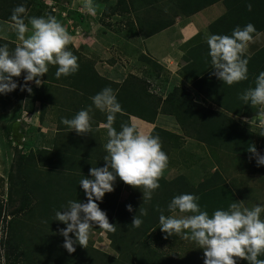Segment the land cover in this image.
<instances>
[{
    "label": "crops",
    "instance_id": "0c3cea01",
    "mask_svg": "<svg viewBox=\"0 0 264 264\" xmlns=\"http://www.w3.org/2000/svg\"><path fill=\"white\" fill-rule=\"evenodd\" d=\"M132 1L135 2V0H124L129 5V11H122V37L116 38L113 33L114 40L119 43L117 46L122 47L124 53H128L131 58L128 60L130 63L120 64L115 60H109L106 63L107 70H104L101 64L98 66L95 64V70L93 67H88L91 75L95 77L90 78L91 83L82 80L78 73L84 64L83 61H78L79 69L72 75H62L57 78L54 74L55 79L52 75V78H48L49 80L46 79V76V78L41 77L42 83L39 86L29 82L32 92L26 91L22 102L13 103L10 107L21 110L16 113L17 115L24 112L22 107L27 108L24 113L32 118L30 122L32 124H28V126L25 125V122L23 123L24 118L17 119V125H20L17 134L21 133L23 136L22 145L29 148V151L31 149L37 152L39 149L43 150V153H53L56 159L42 156L41 163L49 167L59 164L57 154L62 148L71 155L79 154L85 158H92V161L93 158L101 162L104 161L103 157L107 154L104 145L108 139L107 114L93 106L91 131L80 134L78 137L72 135V133H76L74 130L71 131L61 123V118L70 119L80 109L91 105L90 97L104 87L110 86L115 93L121 91L120 87L130 78L129 76L134 75L144 80L143 86L146 92H142L141 102L133 101L130 84L134 83V79L131 78L132 82L129 79V84L117 97L122 112L116 114L113 127L119 130L122 124L132 123L145 133L157 132L158 135V133L160 134L158 129H162L177 135L179 138L173 140L169 146L161 142L162 150L169 158L168 166L162 173L168 181L183 176L193 184H198L194 181L195 178L180 174L179 169H176L178 164H184L190 174L192 166H197L201 172H199L201 177L198 182L218 173L216 181L221 184L224 182L234 192L237 201H240L244 206L249 203L250 205L264 203V165L257 166L254 155L249 151H236L239 148L248 150L250 145H255L257 151L264 154V149L260 145L261 137H264V114L261 111L254 116H246L224 110L212 101L215 92H222V89H216L222 87V81L216 77L203 78L206 75L200 71L212 68L208 56L207 35L212 33L231 35L235 26H243L249 22L258 27L264 22V17H259V12L264 10V0H238V7L243 5L242 2L245 3L244 8L239 11L233 10V3L236 0H149L146 6L142 1L137 0L136 8L132 7ZM249 3L252 5L250 11ZM19 4H24L27 9L25 22L28 23L27 17L34 16V0H0V38L12 41L16 45L21 42L17 33L12 29L13 22L8 19L11 17L13 8ZM53 11H55L54 8ZM59 15L65 18L66 12L61 14L60 11L58 17ZM117 16L122 18L120 14ZM217 22L219 23L216 24ZM128 23L135 25L137 33L126 38L124 34H126L125 28H128ZM259 32L264 33L263 30ZM30 34L31 25L29 24L26 36ZM71 37H73L71 41L73 44H69L67 47L72 52H76L73 54L79 57L77 54L80 55L83 50L86 51L87 47L78 44V34H73ZM112 47L116 49V44L112 43ZM263 48L264 35L256 43L250 44V58L253 59ZM92 50L93 48H91ZM49 66L53 67L54 71H52L55 73L57 66ZM247 67L248 79L239 81V83L252 87L255 81L249 80V78H251L253 70L264 69V56L248 61ZM120 68L123 70H119ZM92 69L98 76L93 74ZM213 85L216 86L212 88ZM126 91L129 95L125 93ZM38 95L39 97H37ZM218 97L222 98V93ZM145 99L153 101V107L148 114H151L152 109L155 110L157 105L159 106L158 115L154 121L143 119L138 114L141 113L139 104H144ZM133 105H137V107ZM163 107L167 108L166 112L162 111ZM212 112L227 114L243 125L247 131L253 134L252 141L246 143L222 138V140L218 139L213 142L211 138L207 139L206 133L210 131L206 126L205 118ZM21 127L29 129V132L24 134L20 130ZM198 134H202L201 137ZM160 141H162L161 138ZM70 156L64 158V161ZM97 160L96 162H98ZM48 162L50 163L48 164ZM196 170L194 168L193 171ZM256 187V193L262 199L261 202L250 200V191L253 193ZM129 190L128 197L134 191L132 188ZM141 194L143 195L142 188ZM155 194H157V189ZM262 218H264V214H262ZM192 243L194 244V241ZM166 244L162 243L163 246ZM167 249L172 251L171 255L185 251L169 247ZM161 251L165 252L166 250L161 247ZM201 252L200 256L202 257L204 255L202 248ZM171 258L174 257L171 256ZM187 258L185 257V260ZM188 259L190 260L189 264H204V261L200 262L196 256Z\"/></svg>",
    "mask_w": 264,
    "mask_h": 264
},
{
    "label": "clouds",
    "instance_id": "9594fccd",
    "mask_svg": "<svg viewBox=\"0 0 264 264\" xmlns=\"http://www.w3.org/2000/svg\"><path fill=\"white\" fill-rule=\"evenodd\" d=\"M89 13L95 8L85 5ZM252 5L248 4L249 11ZM24 4L13 8L11 14L12 29L17 33L20 44L9 50L6 43H0V94H8L18 87L32 92L33 82L42 83L41 77L49 71V65H55V76L60 78L78 71V57L67 47L72 41L62 22L56 16L27 17ZM31 25V34L26 36ZM264 35L254 24L247 23L233 28L231 35L208 34V56L213 75L227 85H233L248 79V61L251 53L249 46ZM23 73V83L15 77ZM245 103L260 106L264 114V71L255 78V86L245 89L239 97ZM92 104L80 109L72 118L62 117L61 123L77 134L91 131L92 108L107 114V142L104 145L105 164L91 167L89 174L83 176L79 185L84 191L86 201L69 200L62 210L55 212V220L65 227L59 229L64 237L63 247L72 253L74 245L86 247L90 229L94 226L114 231L115 225L109 222L107 214L99 207L105 193L114 191L119 177L124 183L133 187H142L143 200L151 199L152 193L159 188V178L168 166V155L162 150L160 137L140 131L135 124L125 123L117 130L113 127L116 114L122 107L115 91L104 87L90 97ZM248 151L256 159L257 166L264 165V154L250 145ZM200 197L194 193L184 192L174 195L167 209L181 215H165L160 209L159 224L162 232L168 236L182 234L184 238L195 241L204 252V264H237V258L248 264H264V203H257L249 208L240 201H234L225 208H216L211 215L199 204ZM129 212L132 205H126ZM147 209H140V216L132 220L134 227L142 223V216ZM73 235H69V234Z\"/></svg>",
    "mask_w": 264,
    "mask_h": 264
},
{
    "label": "trees",
    "instance_id": "16d2710c",
    "mask_svg": "<svg viewBox=\"0 0 264 264\" xmlns=\"http://www.w3.org/2000/svg\"><path fill=\"white\" fill-rule=\"evenodd\" d=\"M36 2V0H34ZM93 7L98 10L102 11V7H105V16H108L107 13L110 10L113 9V12H110V16L114 15L117 16L120 14L122 18H119L118 22H123V16L122 11L126 10L129 11V5L127 2H124V0H91ZM137 0H135L136 2ZM142 1L143 5L146 6L149 3V0H138ZM249 1V0H247ZM135 2L132 1V7L136 8ZM239 3L238 0L234 1L233 10L239 11L244 8L245 3L242 2V6L237 4ZM30 4V1H29ZM125 4V5H124ZM119 5L121 6V10L119 9ZM236 5V6H235ZM43 7V6H42ZM36 8V4H35ZM45 8V7H43ZM38 10V14H42V9ZM112 8V9H111ZM233 13V12H232ZM51 15H54L51 14ZM35 16V12H34ZM264 17V10H261L259 12V17ZM102 17V16H101ZM59 20L62 19V15H59ZM8 21L12 22L10 19ZM26 21V20H25ZM217 22L216 24H218ZM128 28H125L126 34H124L127 38L130 37L132 34H136L137 30L135 25H131L128 23ZM258 31H264V22L261 23L258 27H256ZM0 43H6L9 46V50H14V48L17 46L16 43L2 39L0 38ZM264 56V48L253 57V59L249 58L250 60H255L256 57H263ZM81 69L79 72L85 74L82 77V80L87 82H92L90 78H95L92 73L88 70V67L85 66V64H82L80 67ZM86 69L89 71V73L86 72ZM52 66H49V71L43 75L44 78L49 80L48 78L52 75L54 76V70ZM203 75V78L211 79L215 78V76L212 74L213 69L207 68L206 70H200ZM254 72L251 74V78L249 80L255 81L256 76L261 72L264 71V69L261 70H253ZM92 72L95 76H98L96 72L92 69ZM46 76V77H45ZM125 83L120 87L119 92H117V97L121 95V92L127 87L129 84V79L131 81V78L134 79V83L132 82L130 84V90H131V97L133 101L141 102L142 101V92H146L145 87L143 86L144 80H141L137 78L134 75L129 76ZM254 78V79H253ZM19 83H23V77H15ZM216 85L211 86L214 88ZM255 84L252 86L254 87ZM247 85L241 84L239 82L234 83L233 85H227L222 82V87L216 88L217 90H221L222 92H215V96L212 97V101L214 103L221 106L224 110L228 112H232L236 115H246V116H254L257 113L261 112L260 106H253L250 103H245L243 100H241L240 94L247 88ZM26 90H20L18 87L16 90L6 94L2 95V99L0 101V114L5 111V109L9 106V108L12 106L13 103H21L24 97V93ZM222 93V98L218 97ZM28 94V93H27ZM18 95V97H17ZM39 97V95L37 96ZM88 97V96H87ZM18 98V99H17ZM168 101V100H167ZM148 102V103H147ZM136 103V102H135ZM137 107V105H133ZM140 106V107H139ZM139 108L141 109V113H138L140 117L146 120L154 121L156 116L158 115V109L159 106L152 109L151 114H148V112L151 110V107H153V101H149L148 99H145V103H140ZM124 111V110H123ZM163 112L167 111L166 107L162 108ZM209 111H211L209 109ZM142 115V116H141ZM206 126L209 127L208 133H206L207 139H210L215 142L216 140L220 139H231L236 140L239 142H249L253 139V134L249 131H247L246 128L243 127V125L239 124L237 121L229 117L227 114H224L222 112H212L209 114L208 117L205 118ZM160 134L158 133L159 137L164 140L167 139L166 145L169 146V144L179 138L177 135L172 134L170 132H167L162 129H158ZM157 133V132H156ZM156 133H153V135H157ZM202 134H198V136L201 137ZM238 139V140H237ZM261 147L264 149V137H261ZM33 150H30V152L23 156L24 161H20L17 165V169L19 173H22L23 175V185L25 189H29V193L32 192L33 195L35 193L36 184L31 183L29 179L30 172L36 168L39 163H41L43 150H40L38 156L35 155V152H32ZM240 152H247L246 149L239 148ZM32 152V153H31ZM46 153V152H45ZM66 164H68L66 162ZM46 166V165H45ZM46 168H50L49 166H46ZM69 170V169H68ZM60 174L59 172H55ZM50 174V172H49ZM218 175V173H217ZM216 174L214 176H209L205 178L202 182H199L198 184H193L191 181L188 180L187 177L178 176L176 179L168 181L163 175L159 178V188L157 189V194H155V191L152 193L151 199L143 200V195L141 194V189L139 187H133L129 185L130 188H132L134 191L133 193L128 197V199L124 202L117 203V199L119 198L118 194L116 195L115 199L113 200L111 204V208L107 212V208H103L102 201H99V207L107 212V217L109 219V222L115 225L114 231H107L108 235L110 236V239L112 240V247L114 251L117 253L116 256H108L103 252H100L98 250H95L92 247H85L86 248V254L87 257V264H174L173 259L168 253H165L158 249L156 247V244L161 243H167L169 246H175L176 250H186L190 242L193 240L184 238L182 234H174L173 236H168L166 233L162 232L160 229L159 224V215H160V209L164 211L165 215H172L173 213L170 212L167 209V205L172 199L174 195L189 192L194 193L200 197L199 204L201 205L202 209H206L209 212V215L212 214V212L216 208H227L228 205L234 201H237V198L234 194V192L223 182L222 184L216 181ZM60 177V176H58ZM83 177V176H82ZM81 177V178H82ZM61 178V177H60ZM80 178V179H81ZM62 179V178H61ZM80 179L76 181H72L71 187L74 190H80L82 189L79 185ZM53 186L52 183H50V186H48L50 189ZM142 188V187H141ZM32 190V191H30ZM161 192H160V191ZM52 191V190H51ZM119 190L118 193H120ZM57 191H53L54 194H56ZM64 193V191H62ZM113 194V193H112ZM25 195V194H24ZM57 195V202L55 203V206L57 207V210H62V207H60L59 203L61 200L59 197L61 196V191H58ZM114 195V194H113ZM112 195V196H113ZM162 197V198H161ZM8 198L12 199V188L9 189L8 192ZM35 198L38 200V203H41L40 199L43 200V197L40 193H37L35 195ZM81 198V197H80ZM69 201V198H67ZM82 201H86V197L84 199H81ZM40 201V202H39ZM43 203V201H42ZM115 204V205H114ZM131 204L133 210L129 212L126 208V205ZM114 205V207L112 206ZM140 209H147V215L142 216L143 223L139 227H134L132 225V220L135 215L140 216ZM33 212V211H32ZM57 224H54L51 227L43 226V229L50 228V231H43L42 228L34 227V225L30 226L31 232H34L31 236L30 242L25 243L26 241L20 240V243H23L24 245L21 247V254L23 259L19 260L18 262H15L13 264H76V253H67V250L63 247V236L59 234V229L62 228V224L59 226V222L56 221ZM25 225L26 227L28 224H26L24 221L20 220L19 218L11 219L9 222V228L8 231L10 232V237L8 238V241H6V244L11 245V248L18 250L19 248V236L21 235L19 230V225ZM73 235V234H69ZM14 238V239H13ZM18 238V239H16ZM40 241V242H39ZM32 242V243H31ZM37 242H39L40 246H37ZM194 245L198 244L194 241ZM42 245V246H41ZM77 246V245H74ZM84 247V246H83ZM174 249V248H173ZM66 250V254L64 252ZM83 249V253H84ZM81 254H79L80 256ZM6 257H9V252L7 251ZM59 257H62L63 259L59 261ZM82 257V255H81ZM259 258L264 259V255H261ZM9 261V258H8ZM237 264H248V261L237 258Z\"/></svg>",
    "mask_w": 264,
    "mask_h": 264
},
{
    "label": "rangeland",
    "instance_id": "374dc122",
    "mask_svg": "<svg viewBox=\"0 0 264 264\" xmlns=\"http://www.w3.org/2000/svg\"><path fill=\"white\" fill-rule=\"evenodd\" d=\"M89 3L93 7L91 0H36L35 16L39 17L54 13V16H56L58 19V13L60 11L61 14L62 12H66V17H63L61 19V22L70 35L78 34L79 45L83 44L85 47H87L86 51L83 50L80 55H77L79 56L78 61H83V63L89 68L93 67L94 69L95 64L96 66L101 64L104 70H107L106 63L109 60H115L120 64L129 62L128 60H130L131 58L128 56V53H124L123 48L118 47L119 43L113 38V33H115L116 38H118V36L122 37L121 32L123 30V25L122 23L116 21L119 19L118 16H110V12H113L112 8V10L109 9L107 13L108 16H105V7H102V11H98L95 9L94 14L89 13L85 7V5ZM42 6L45 8H43ZM41 8H43L42 12L45 9L43 15L38 14V10H41ZM53 8L55 9V11H53ZM119 9L121 10L120 5ZM112 43L116 44V49L112 47ZM70 44L73 43L71 42ZM91 48H93L92 51ZM128 50L130 51V49ZM73 53L76 54V52L74 51ZM119 70L122 71L123 69L120 68ZM89 71L86 70V72L84 73H89ZM78 73L81 77L85 75L80 72ZM21 77H23V73L21 74ZM70 77L73 78V76ZM125 93L128 94L127 91ZM2 95L3 94H0V101L3 100ZM9 106L5 109L4 112L0 114V264H13L23 259L24 256H22L21 254V247L24 244L20 243L19 241L24 240L26 241L25 243L30 242L29 237L31 238L32 234L34 233L31 232L32 229L29 228L30 226L34 225V227L43 229V226L52 228L54 224H57V220H55V212L57 211V207L53 206H55V203L57 202L56 194H58V191H61V196L59 197V199L61 200V202L59 203L60 207L67 204V198H69V200L84 199L85 195L83 189H72V181H76L84 175L87 176L91 167H101L105 164V161L101 162L100 160L98 161L94 158L92 161V158L90 159L82 157L74 151L72 152L77 155H71V153L64 151V148H62L59 150L61 154H57V161L59 162V164L51 165L50 168H46L44 163H39V165L30 172V182L37 184L34 195L32 192L29 193V189L26 190L22 183L23 175L22 173H19V169H17L18 163L20 161H24L23 156L27 155V153L30 152L29 148H26L22 145L23 142L21 139L23 138V136L21 135V133L20 135L17 134L20 126L17 125V119L24 118L23 123L25 122V125L28 126V124H32L30 123L32 121V118L24 113L27 108L22 107V110L24 112L22 114L20 113L21 115H17L16 113H19L21 110L19 111L16 108L11 109L9 108ZM20 130L24 132V134L29 132V129L27 128L22 129L21 127ZM72 135L78 137L80 134L72 133ZM167 141V139H164L161 142H163L165 145ZM32 152L36 151L33 150ZM38 152H40L39 149ZM38 152H36L35 155ZM41 154L42 156L48 158H55L53 153L46 152ZM60 155L62 156L61 158ZM68 156H70L69 159L64 161V158ZM96 160L98 162H96ZM61 161L64 162L61 163ZM66 162L68 164H66ZM49 163L50 162H48V164ZM194 168L197 170L193 171ZM176 169H179L180 174L192 176V178H195V180H193L199 183L198 181L201 177L199 167L197 168V166H192L190 174L189 169H187L184 164H178ZM55 172H59L60 174ZM58 176H60L62 179ZM50 183L53 184L51 189L48 187L50 186ZM10 188H12L11 200L8 198V192ZM129 188L130 187L128 184L124 183L119 179V177H117L114 185V191L105 193L102 199V202H104L103 208H107L108 212L117 194L119 196V198L117 199V203H121L123 201L125 202L128 199V194L130 193ZM119 190L122 191L118 193ZM256 190L257 187L253 193L252 191H250V200L261 202L262 199L257 195ZM53 191H57L56 194H54ZM62 191H64V193ZM37 193H40L43 197V200L40 199L41 203H38V200L35 198V195ZM114 205L112 206L114 207ZM253 206L254 205H250V203L246 204V207L249 208ZM173 214L181 215V213ZM14 217L16 219L19 218L20 220L28 224L27 227L25 225L23 226L22 224L19 225L21 235H18L19 239L16 238L18 239V241L16 242H19V244L21 245H19L20 249L18 250L13 249V247L11 248V245H13V243L10 245V247L6 244L8 238H11L10 232L8 231L9 222L11 219H14ZM60 224H62V227H65L62 222H59V226ZM43 231H50V228L43 229ZM39 242L36 243L38 247L40 246ZM194 244L191 242L184 252L175 255H171L172 251L167 249V247L173 249L172 246L166 244V247L165 245L163 246L162 243H159L156 244V247L160 250L162 247V249L166 250V253H170L169 255L174 257V264H189L190 260L188 258L193 256H196L200 262L204 261V255H202V257L200 256L202 254L200 246ZM76 245L77 246H74L75 251L72 252L74 254L76 253V264H87V257L85 256L86 248L80 246L79 244ZM112 246V240L110 239L107 230L101 229L99 228V226H94L92 229H90V236L86 245L87 248L92 247L95 250L103 252L108 256L117 257V253L114 251ZM83 249L85 250L84 253ZM174 249L176 250V248ZM7 251L9 252V261L6 257ZM64 252L66 254V250H64ZM187 252L189 253L187 254ZM67 253L69 252L67 251ZM79 254H81L82 257L81 255L79 256ZM185 257L188 258L185 260ZM62 259V257H59V261Z\"/></svg>",
    "mask_w": 264,
    "mask_h": 264
}]
</instances>
